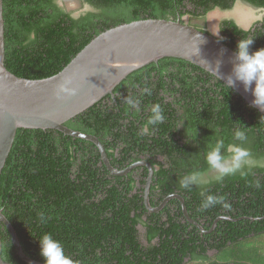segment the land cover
<instances>
[{
  "label": "trees",
  "instance_id": "obj_1",
  "mask_svg": "<svg viewBox=\"0 0 264 264\" xmlns=\"http://www.w3.org/2000/svg\"><path fill=\"white\" fill-rule=\"evenodd\" d=\"M244 1L264 8V0ZM83 2L90 10L74 17L57 0H3L6 68L21 78H49L110 28L148 18L176 21L190 15L202 20L215 8L231 9L237 0ZM221 31L228 34L222 41L233 49L248 38L254 40L251 51L264 48V23L244 30L226 20ZM113 93L65 125L96 136L116 169H126L141 156L159 166L151 206L179 194L205 232L186 219L178 199L161 213L147 209L148 169L139 179L134 170L116 176L90 141L51 129H18L0 176V209L25 254L45 264L38 240L50 233L79 264H264V115L214 75L172 57L134 71ZM128 97L138 101L137 108L126 103ZM155 104L161 105L165 120L150 125L154 131L148 143L151 137L140 131ZM237 130L245 131L246 141L234 139ZM219 140L225 155H231L229 144L242 143L250 153L246 160L256 162L217 180L206 153ZM194 173H200L199 183L182 187L180 181ZM209 195L222 199L204 209ZM212 251L217 252L213 258ZM1 257L26 264L2 224Z\"/></svg>",
  "mask_w": 264,
  "mask_h": 264
},
{
  "label": "water",
  "instance_id": "obj_2",
  "mask_svg": "<svg viewBox=\"0 0 264 264\" xmlns=\"http://www.w3.org/2000/svg\"><path fill=\"white\" fill-rule=\"evenodd\" d=\"M234 52L220 38L184 24L181 20L148 18L121 24L100 33L61 72L52 77L39 80L21 78L5 66V21L3 0H0V176L18 129H51L90 141L100 151L102 162L111 174L127 175L132 167L127 170L114 168L104 145L96 136L73 130L65 124L104 97L113 96L115 88L131 73L165 57L185 60L218 79L214 68L217 61H221L220 80L225 83L224 78L232 71ZM232 89L264 115V110L252 105L253 97L244 91L242 85L237 84ZM69 90H74V94ZM144 165L149 169L145 188L147 209L159 212L170 200L178 199L186 219L205 232L189 216L185 200L179 194L168 196L156 209L151 206L149 195L154 170L151 164ZM1 224L9 231L15 252L24 263L44 264L25 254L16 230L1 209L0 264H11L1 257ZM216 224L217 221L212 230Z\"/></svg>",
  "mask_w": 264,
  "mask_h": 264
},
{
  "label": "clouds",
  "instance_id": "obj_3",
  "mask_svg": "<svg viewBox=\"0 0 264 264\" xmlns=\"http://www.w3.org/2000/svg\"><path fill=\"white\" fill-rule=\"evenodd\" d=\"M219 37V34H216ZM215 36V35H214ZM216 36V37H217ZM221 40L222 37H219ZM223 42V41H222ZM226 44V43H225ZM253 39H241L237 46L236 51L233 53L232 71L227 75L225 84L231 89L237 84L242 85L246 93H251L253 100L252 105L261 110H264V48L256 51H251ZM230 47V46H229ZM199 51V49H198ZM221 61H217L214 68L215 74L220 76ZM74 94V90H69ZM148 92V89H144ZM150 94V92H149ZM126 103L131 108L138 107V101L128 97ZM151 115L147 120V124L142 127V134H149L150 125L162 123L165 120L163 110L160 104H155L150 108ZM234 139L240 142L246 141V133L243 130H237L234 134ZM226 151L231 155H225V146L222 140L216 142L206 153V162L209 169L214 171L217 180H222L226 175L233 174L241 168V165L249 157V151L241 144H229ZM200 173L185 176L181 181V186L189 188L192 185L199 183ZM222 198L212 195L207 196L202 207L207 209ZM43 221L45 219L43 213L40 214ZM39 241L40 254L45 260V264H79L71 256L67 255L62 243L55 239L52 234H44Z\"/></svg>",
  "mask_w": 264,
  "mask_h": 264
},
{
  "label": "flooded vegetation",
  "instance_id": "obj_4",
  "mask_svg": "<svg viewBox=\"0 0 264 264\" xmlns=\"http://www.w3.org/2000/svg\"><path fill=\"white\" fill-rule=\"evenodd\" d=\"M60 1H62V0H57V3L60 5V6H62L61 5V2ZM66 2V5H67V0H65ZM78 1V4H79V7H81V10H84V9H88L89 8V6H87V5H85V3L83 2V0H77ZM238 3H247V2H245L244 0H237V2L234 4V6L231 8V9H229V10H222V11H227V12H231V11H233V9H234V7H236V5L238 4ZM248 4V3H247ZM248 5H250V6H252V7H254V8H256V9H258V10H260L261 12H260V17L259 18H257V22L252 26V27H250L249 29H252V30H254L256 27H258V25L259 26H262V24L264 23V8H261V7H255V6H253V5H251V4H248ZM63 8H66V10L67 11H69L70 12V10H69V7L67 6V7H64V6H62ZM215 9H219V8H215ZM214 9V10H215ZM221 10V9H220ZM211 12V11H210ZM209 12V13H210ZM208 13V14H209ZM71 14H72V16H79V15H74L72 12H71ZM207 14V15H208ZM231 14V13H230ZM235 15V14H234ZM187 16V15H186ZM186 16H183V17H178L177 18V20H181V22H183L184 24H188L189 26H192V27H195V28H197V29H200V30H203V31H207V32H209V33H211V34H213V32L211 31V30H209V28L207 27V25L205 26L204 25V23H201V22H194L192 19V16H190V15H188L189 16V21L188 20H186L185 19V17ZM198 18V17H197ZM192 20V21H191ZM226 20H231V21H233L240 29H244V30H249L248 28H244V24H242V22L240 23V19L236 16V18L231 14V15H229L228 17H224L223 19H222V22H224V21H226ZM222 22H221V24H222ZM207 24V23H206ZM214 35V34H213ZM216 36V35H215ZM226 36H228V34H226V33H223L222 31H221V25H220V36L219 37H222L223 39L226 37ZM218 37V36H217ZM218 37V38H219ZM237 39H236V41L238 42L239 40H240V37H236ZM233 49V48H232ZM233 50H235L236 51V47L233 49ZM170 93H171V91L169 90V93L167 94V96H169L170 97ZM172 98V97H171ZM173 107H175V108H177L178 109V106L177 105H174ZM181 122V121H180ZM179 122V124L177 125V130L178 131H180L181 129H182V127H181V125H182V122L180 123ZM146 125V124H145ZM144 127V126H143ZM149 127V134H147V135H145V134H143V136H145V137H151V138H149L148 139V143H151V140H152V133L151 132H153L154 131V128L153 127H150V126H148ZM142 129V128H141ZM141 132V131H140ZM142 133V132H141ZM140 133V134H141ZM178 138L179 139H183V140H186V137L184 136H182L181 134L178 136ZM142 141H144V140H142ZM182 145L184 144V141H181L180 142ZM148 158H146V157H142L141 156V159L139 160V161H137V162H135V163H132L130 166H128L126 169H124V170H127V169H129V168H131L132 167V169L129 171V172H131V171H133L134 170V172H135V176H136V178L137 179H139V177H140V175H139V173L141 174H143L144 172H145V170L146 169H148L145 165H144V163H149L150 164V162L147 160ZM160 162L161 161H163L164 163H165V160H164V158H163V156H159L158 158H157ZM152 167H153V170H154V173L156 172V171H158L159 169H160V167L159 166H153L152 165ZM166 167V166H165ZM128 172V173H129ZM137 172H138V174H137ZM127 173V174H128ZM148 178H149V169H148V176H147V181H148ZM153 178H154V174H153ZM138 182V181H137ZM146 184H147V182H146ZM146 184H145V188H146ZM151 185H152V183H151ZM138 186H139V184H138ZM164 202V201H163ZM162 202V203H163ZM162 203H161V205H162ZM169 203V202H168ZM167 203V204H168ZM166 204V205H167ZM161 205H159V207L161 206ZM166 207V206H165ZM164 207V208H165ZM158 208V207H157ZM163 208V209H164ZM156 209V208H155ZM162 209V210H163ZM161 210V211H162ZM161 211H159V212H152V213H161ZM151 212V211H150ZM215 229V228H214ZM210 233V232H209Z\"/></svg>",
  "mask_w": 264,
  "mask_h": 264
},
{
  "label": "rangeland",
  "instance_id": "obj_5",
  "mask_svg": "<svg viewBox=\"0 0 264 264\" xmlns=\"http://www.w3.org/2000/svg\"><path fill=\"white\" fill-rule=\"evenodd\" d=\"M61 5L64 7H69L70 12H72L74 15H80L84 10H81V7H79L78 1L77 0H67V5H66V1H60ZM90 10V8H88ZM87 9V10H88ZM260 10L248 5L247 3H238L236 5V7H234L233 11L231 12H227V11H222L220 9H215L212 10L207 16H205L202 20L198 19V18H193L192 20L194 22H201V23H207V27L209 28V30H211L213 32L214 35L219 34L220 36V25L222 22V19L224 17H228L229 15H233L235 18L236 16L240 19V23L242 22V24H244V28H250L252 27L256 22H257V18L260 17ZM231 13V14H230ZM262 13V12H261ZM235 14V15H234ZM186 20L189 21V16L187 15L185 17ZM191 20V21H192ZM217 36V35H216ZM256 161L254 160H246L241 166H244L245 164H253ZM260 162H263V160H261ZM211 173H213V175H217L214 171H212ZM208 177V176H207ZM140 233L142 236V242L144 243V230L142 227H140ZM215 255H217V252H210L209 253V257L213 258Z\"/></svg>",
  "mask_w": 264,
  "mask_h": 264
}]
</instances>
